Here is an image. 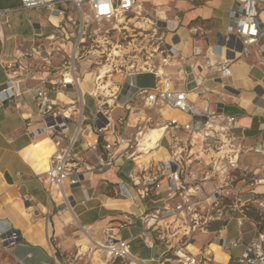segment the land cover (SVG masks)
Instances as JSON below:
<instances>
[{
  "label": "crops",
  "instance_id": "1",
  "mask_svg": "<svg viewBox=\"0 0 264 264\" xmlns=\"http://www.w3.org/2000/svg\"><path fill=\"white\" fill-rule=\"evenodd\" d=\"M137 2L144 15L164 22L167 26L164 42L178 51L177 57L168 64H162L159 57L154 58L153 63L171 79L175 90L188 92L190 104L222 109L225 115L237 118L238 125L232 134L243 148L241 168L253 169L257 178L264 180V172L260 173L264 155L249 151L255 145H264V53L257 45L248 47L249 54L231 63V76L223 81L219 80L217 69L225 56L232 55V49L241 50L239 43L223 38L233 0ZM0 11L4 12L0 19V90L8 80L14 79L20 91V96L10 101L3 102L0 96V264H82L85 261L82 248L86 247L87 251L101 248L100 245H106L108 236L128 241L133 259L159 264L166 244L157 240L155 231L144 226L142 218L167 201L173 206L177 199L162 198L167 189L165 184L161 185L157 197H140V187L129 181V176L138 172L136 164L120 156L125 145L116 144L119 139L130 138L134 130L119 125L118 119L132 113L130 117L148 119L147 127L153 121L159 127V121L165 124L177 119L179 123H186L191 120L190 116L165 104L151 109L153 113L148 116L144 109H150L138 94L134 95L133 103L124 106L110 99L111 127L103 138L114 145L117 159L111 168L102 172H84L77 186L64 183V193L72 201L70 209L55 189L49 191L46 182V172L56 148L51 131L44 128L38 113L35 95L38 90H46L53 111L61 114L68 110L74 120L79 95L91 90V83L87 81L90 75L85 76L79 91H62L49 84L58 79L61 58L56 56L48 62L38 52L46 48L48 42L44 37L52 32L51 24L58 21L55 11L24 8L19 0H0ZM262 43L264 40L260 41ZM195 45L201 51L198 57L192 53ZM70 46L67 45V50ZM77 67L81 71L85 65L81 62ZM195 78L201 79L202 87L195 89ZM153 80L151 75H138L124 87L130 90L129 84L149 87ZM99 109L104 110L103 107ZM87 121L86 118L85 128L92 126L86 124ZM71 135L72 127L62 138V146L68 143ZM191 138L196 143L193 148L196 151L199 144L195 136L180 129L173 130L158 141L149 156L140 154L136 162L146 165L166 161L173 141L185 144ZM74 153L82 169L96 165V155L85 148L81 139ZM145 156L151 158L144 160ZM245 157L249 164L243 163ZM206 161V156H202L200 164L194 165L191 172L196 174L203 170ZM211 190V183H206L204 194ZM252 196L264 197V182L253 186L243 198L248 200ZM231 220L221 230L225 237ZM214 233L196 234L191 245L195 250L211 254L213 264H217L210 245L216 237ZM223 251L229 264L236 255L230 250Z\"/></svg>",
  "mask_w": 264,
  "mask_h": 264
},
{
  "label": "built area",
  "instance_id": "2",
  "mask_svg": "<svg viewBox=\"0 0 264 264\" xmlns=\"http://www.w3.org/2000/svg\"><path fill=\"white\" fill-rule=\"evenodd\" d=\"M19 1L24 8H45L58 15V21L51 24L52 32L44 37L48 42L46 48L38 52L48 62L56 56L61 58L58 79L49 81V84L62 91H79L85 76H91V90L79 95L74 120L68 110L61 114L53 111L46 90L36 91L38 113L44 128L51 131L56 148L46 172L49 191L55 189L57 196L71 209L72 201L64 193V183L77 186L84 172L99 173L114 165L118 156L113 152L114 145L103 138L111 127L108 118L110 99L116 102L119 92L132 77L151 75L154 80L149 87L129 84L133 95H140L149 109L165 104L191 119L186 123L169 120L162 125L165 131L160 139L180 129L195 136L198 150L194 151L196 143L192 138L185 144L175 140L170 145L166 161L146 165L137 163L140 154H144L141 140L149 130L146 126L149 120H132V113H129L126 117H120L118 124L133 129L134 133L126 140L116 141L118 146L125 145L119 155L126 156L136 164L138 172L131 174L129 181L133 186L140 187L141 198L157 197L161 185L165 184L167 189L163 194L168 196V200L177 199L173 206L167 201L164 206L153 209L142 218L144 226L155 231L157 240L166 244V252L159 264H213L211 254L202 249H188L195 235L208 232L212 222L221 221V209L226 212L227 217L223 219L226 223L235 218L241 227L247 221L245 209L248 206L264 208V197L243 198L253 186L264 180L258 179L253 169L241 168L243 148L232 134L238 125L237 118L225 115L222 109L196 107L189 103L188 92L173 88L171 79L160 71L153 60L159 57L162 64H168L177 57L178 51L164 42V32L167 30L164 22L144 15L137 0ZM261 9H264V0H233L223 38L233 39L240 44L241 50L232 49V55L221 60L217 67L220 81L231 76V63L241 55H248V47L257 45L264 53V43L260 44L264 40V21L259 14ZM3 15L4 12L0 11V19ZM69 44L71 46L67 50ZM192 53L194 57L200 56V48L193 46ZM81 62L85 67L79 71L77 64ZM17 68L20 69V65ZM194 84L195 89L202 87L201 79L195 78ZM0 96L3 102L19 97L18 81L8 80L0 90ZM87 97L96 103L93 125L89 128L84 127L86 118L83 114ZM100 107L104 110H100ZM71 127L72 135L68 143L62 146V138ZM79 139L85 148L96 155V165L90 169H82L83 165L74 153ZM249 151L264 155V145H255ZM202 156H206L207 160L204 168L193 174L191 168L200 164ZM260 169V173H263L264 163ZM206 183H211L212 190L204 194ZM216 233L218 246L222 250H233L242 243L241 236L227 240L221 230ZM105 247L110 256L109 263L115 258H126L130 264H146L129 254L128 241L108 236ZM229 264H264V233L254 235Z\"/></svg>",
  "mask_w": 264,
  "mask_h": 264
},
{
  "label": "rangeland",
  "instance_id": "3",
  "mask_svg": "<svg viewBox=\"0 0 264 264\" xmlns=\"http://www.w3.org/2000/svg\"><path fill=\"white\" fill-rule=\"evenodd\" d=\"M262 11V10H261ZM259 11V14L260 12ZM261 19H263L264 21V12H261L260 14ZM91 76L87 77V81H89L91 83ZM135 100V97L132 93V90L123 87V89L119 92L118 96H117V103L119 104H126V103H133ZM95 101L92 98H86L85 99V106H84V116L88 119V121L86 122L93 125V113L95 111ZM141 108V107H140ZM145 113L148 116H151V114L153 113V110H148V109H144ZM135 117H132V120H134ZM158 126H162V121H159ZM157 126L155 125L154 121L151 122L150 124H148L149 129L152 128H156ZM80 140V139H79ZM152 157H155L154 155ZM156 158V157H155ZM143 159H148V157H143ZM243 163L244 164H249V159L248 157H245L243 159ZM222 212V216H221V221H223V219L225 217H227L226 212L224 210L221 209ZM245 213L247 216V221L243 224V226L239 227L236 223L235 218L232 219L228 225H227V240H232L235 239L239 236H241V241L242 243L240 245H238L235 249L230 250L231 254L234 255H239L241 253V251L243 250V246L244 244H247L250 239L258 233H264V208H258L257 206H248L245 209ZM256 217H258V219L256 220ZM219 222V221H214ZM214 222L211 223L210 227L212 225H214ZM223 227H218L217 230L215 231H211V229H208V232H218L220 230H222ZM255 229V231L253 230ZM213 235H216V237L213 238V241H211L210 245L211 248L213 249V251L215 252V257H214V261L217 264H227L228 263V258L226 256V254L224 253V251L218 246V244L216 243L217 240V233H214ZM194 241V240H193ZM196 251V250H194ZM82 252L85 255V261H82V264H111L107 261H109V255L107 254L106 250H101V248H94L92 251H87L86 247L82 248ZM120 264H130L128 259H121ZM134 264H140L138 262H135ZM151 264H155V263H151Z\"/></svg>",
  "mask_w": 264,
  "mask_h": 264
},
{
  "label": "bare ground",
  "instance_id": "4",
  "mask_svg": "<svg viewBox=\"0 0 264 264\" xmlns=\"http://www.w3.org/2000/svg\"><path fill=\"white\" fill-rule=\"evenodd\" d=\"M164 131H165V128L163 126H159L156 128L149 129L144 134V136L141 140V150L144 152V154H146V156H149L151 153V150L157 146V142L160 139V137L162 136V134L164 133ZM149 158H151V157H148V159ZM148 159H145V160H148ZM161 196H162V198L168 197L166 194H163ZM152 201H154V200H152ZM100 247H101V250H106V252H107V249H104V248H106L104 245H100ZM188 249L194 250L195 247L192 245H189Z\"/></svg>",
  "mask_w": 264,
  "mask_h": 264
},
{
  "label": "trees",
  "instance_id": "5",
  "mask_svg": "<svg viewBox=\"0 0 264 264\" xmlns=\"http://www.w3.org/2000/svg\"><path fill=\"white\" fill-rule=\"evenodd\" d=\"M258 219V217H256V220ZM213 224V223H212ZM211 225V224H210ZM226 225V221H219V222H217V224H216V222H214V225H212L211 227L209 226V228L211 229V231H215V230H217L218 229V227H223V226H225ZM120 262H121V259L120 258H115L113 261H112V263L111 264H120Z\"/></svg>",
  "mask_w": 264,
  "mask_h": 264
}]
</instances>
